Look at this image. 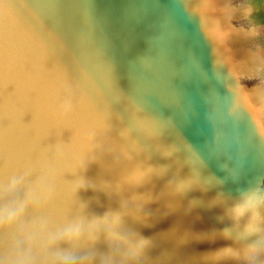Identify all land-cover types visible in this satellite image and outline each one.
Segmentation results:
<instances>
[{
    "label": "water",
    "instance_id": "water-1",
    "mask_svg": "<svg viewBox=\"0 0 264 264\" xmlns=\"http://www.w3.org/2000/svg\"><path fill=\"white\" fill-rule=\"evenodd\" d=\"M263 18L255 0H0V178L52 166L57 196L45 211L61 220L80 202L96 214L118 206L103 185L123 168L121 149L168 168L140 189L154 194L201 160L208 191L173 212L151 203L149 223L134 225L155 241L150 264H199L230 243L218 235L217 193L264 178ZM237 159L234 181L222 165Z\"/></svg>",
    "mask_w": 264,
    "mask_h": 264
},
{
    "label": "clouds",
    "instance_id": "clouds-1",
    "mask_svg": "<svg viewBox=\"0 0 264 264\" xmlns=\"http://www.w3.org/2000/svg\"><path fill=\"white\" fill-rule=\"evenodd\" d=\"M136 124L143 127L142 120ZM122 135L127 138L129 131ZM258 138L264 145V132H258ZM173 152L167 149L162 155L171 158ZM136 157L135 145L121 149L125 164L113 182L103 185L119 196L118 206L102 214L90 212L85 202L65 219L54 220L47 214L57 196V174L50 165L38 168L35 175L25 169L0 178V264H150L155 241L134 227L149 223L147 206L163 200L173 212L193 191H208L212 181L201 176V160L189 161V175L172 176L157 194L140 191L154 179L168 176V168ZM241 167L238 159L222 165L234 181ZM83 186L79 177L77 189ZM199 203L189 200L187 210ZM211 205L222 209L218 219L226 223L218 235L230 243L203 256L199 264H264V178L238 189L234 196L218 192ZM172 235L177 245L188 240L187 235Z\"/></svg>",
    "mask_w": 264,
    "mask_h": 264
},
{
    "label": "flooded vegetation",
    "instance_id": "flooded-vegetation-1",
    "mask_svg": "<svg viewBox=\"0 0 264 264\" xmlns=\"http://www.w3.org/2000/svg\"><path fill=\"white\" fill-rule=\"evenodd\" d=\"M255 4L259 8L260 14L262 15V11L264 12V0H255ZM261 21L264 23V18L263 20L261 19Z\"/></svg>",
    "mask_w": 264,
    "mask_h": 264
},
{
    "label": "snow or ice",
    "instance_id": "snow-or-ice-1",
    "mask_svg": "<svg viewBox=\"0 0 264 264\" xmlns=\"http://www.w3.org/2000/svg\"><path fill=\"white\" fill-rule=\"evenodd\" d=\"M112 72V68L110 65H106L104 67V69L102 70V75H104L105 77L109 76Z\"/></svg>",
    "mask_w": 264,
    "mask_h": 264
}]
</instances>
